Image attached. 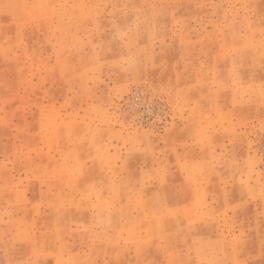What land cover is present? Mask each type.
I'll use <instances>...</instances> for the list:
<instances>
[{
  "label": "rangeland",
  "instance_id": "obj_1",
  "mask_svg": "<svg viewBox=\"0 0 264 264\" xmlns=\"http://www.w3.org/2000/svg\"><path fill=\"white\" fill-rule=\"evenodd\" d=\"M0 264H264V0H0Z\"/></svg>",
  "mask_w": 264,
  "mask_h": 264
}]
</instances>
